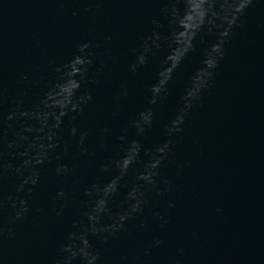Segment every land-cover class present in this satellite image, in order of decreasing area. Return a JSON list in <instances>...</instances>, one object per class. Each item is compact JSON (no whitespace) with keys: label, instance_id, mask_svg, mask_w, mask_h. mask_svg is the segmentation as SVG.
<instances>
[{"label":"water","instance_id":"water-1","mask_svg":"<svg viewBox=\"0 0 264 264\" xmlns=\"http://www.w3.org/2000/svg\"><path fill=\"white\" fill-rule=\"evenodd\" d=\"M0 264H264V0H0Z\"/></svg>","mask_w":264,"mask_h":264}]
</instances>
